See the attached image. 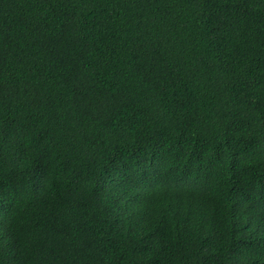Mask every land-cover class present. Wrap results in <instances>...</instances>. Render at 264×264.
<instances>
[{"label": "trees", "instance_id": "trees-1", "mask_svg": "<svg viewBox=\"0 0 264 264\" xmlns=\"http://www.w3.org/2000/svg\"><path fill=\"white\" fill-rule=\"evenodd\" d=\"M0 264H264V0H0Z\"/></svg>", "mask_w": 264, "mask_h": 264}]
</instances>
